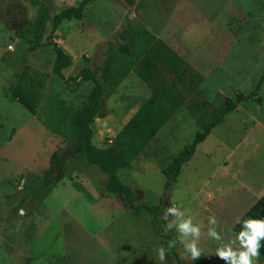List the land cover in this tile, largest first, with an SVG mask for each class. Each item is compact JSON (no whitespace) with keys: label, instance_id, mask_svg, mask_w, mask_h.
<instances>
[{"label":"rangeland","instance_id":"obj_1","mask_svg":"<svg viewBox=\"0 0 264 264\" xmlns=\"http://www.w3.org/2000/svg\"><path fill=\"white\" fill-rule=\"evenodd\" d=\"M33 1L0 0V264H225L215 255L219 243L207 236L209 218L217 219L223 242H230L237 218L264 194V85L262 104L245 102L228 114L165 192L167 169L227 99L255 90L264 73V0H100L88 5L83 20L56 30L53 18L82 0H41L50 21L44 46L32 50L27 23L40 14ZM128 24L149 30L201 78L171 121L119 174L140 203L161 205L156 216L146 207L136 214L119 194L109 193L107 177L83 153L66 160L54 184L57 160L72 153L73 114L94 88L92 81H78L85 67L104 87V117L93 124L97 147L112 145L153 94L134 71L119 86L101 77L109 45ZM54 44L72 58L63 77L53 71ZM17 87L34 90L36 116L13 98ZM173 204L201 227L202 256L196 261L181 259L182 245L169 248L176 231L165 233L172 218L163 213ZM160 247L167 250L164 262Z\"/></svg>","mask_w":264,"mask_h":264},{"label":"trees","instance_id":"obj_2","mask_svg":"<svg viewBox=\"0 0 264 264\" xmlns=\"http://www.w3.org/2000/svg\"><path fill=\"white\" fill-rule=\"evenodd\" d=\"M96 1L100 0H82L78 6L67 8L57 14L53 18L54 29H58L65 22L83 20L88 5ZM125 1L130 5L135 4V0ZM33 5L40 7V14L35 22L33 24L27 23L29 32L34 36L35 43L32 45V50H35L44 46L42 40L45 36L46 26L50 21V12L41 0H34ZM54 49L56 59L53 71L59 77H63V70L72 66V58L55 44ZM138 63H142L140 68L137 67ZM161 67L173 75L171 80L166 78L161 71ZM132 71L153 91V94L126 123L123 129L117 133L113 144L106 148L97 147L93 143L95 136L93 124L97 118L104 117L102 103L104 87L95 72L89 67H85L79 73L78 78L84 81H92L94 88L86 103L73 114L71 131L69 132L70 138L74 141L70 146L72 153L57 160L58 177L54 184L63 175L66 169V160L78 153H83L85 161L90 166L99 169L107 177L105 188L109 193L119 194L125 205L136 214L146 207L156 216L161 205L147 207L145 204L140 203V198L129 185L121 180L119 174L129 168L131 163L171 121L185 102L187 93L199 83L201 78L198 74L184 68L176 55L161 47L156 36L149 30L128 24L119 33L118 39L109 45L101 69V77L112 82L115 86H119ZM263 85L264 73L253 92L248 95L240 93L235 99L226 100L225 106L218 117L208 123L202 132L197 133L193 142L180 152L168 167L169 178L165 184V192L173 187L183 165L191 160L197 147L210 136L213 129L225 121L228 114L237 110L245 102L262 104L263 98L259 96V91ZM27 89L30 93H22L21 88L17 87L12 95L19 104L36 116L39 102L34 92H31L34 90ZM46 185L50 186V181H47ZM248 218H264V195L246 212L241 220ZM241 227L242 225L237 223L234 232L239 233ZM261 243L264 244V241ZM259 259L264 262V248L260 250Z\"/></svg>","mask_w":264,"mask_h":264},{"label":"clouds","instance_id":"obj_3","mask_svg":"<svg viewBox=\"0 0 264 264\" xmlns=\"http://www.w3.org/2000/svg\"><path fill=\"white\" fill-rule=\"evenodd\" d=\"M11 48V45H9ZM163 215L172 219L165 226V233L170 229H175L176 238L169 242V248H175L177 244L183 246L185 255L181 259L196 261L201 258L202 251L199 242L202 236L201 227L194 224L191 216L185 217V213L180 211L174 204L166 207ZM217 219L213 216L209 218L207 236L219 243L215 255L225 261V264H256L260 257V250L264 248V218H248L241 220L237 218L236 223L242 225L239 233L230 242L224 243L223 237L217 231ZM159 261L167 259V250L164 247L157 249Z\"/></svg>","mask_w":264,"mask_h":264},{"label":"crops","instance_id":"obj_4","mask_svg":"<svg viewBox=\"0 0 264 264\" xmlns=\"http://www.w3.org/2000/svg\"><path fill=\"white\" fill-rule=\"evenodd\" d=\"M73 60H74V59H73ZM74 61H75V60H74ZM78 81H81V79H78ZM18 103H19V102H18ZM263 195H264V194H263ZM263 195H262V196H263Z\"/></svg>","mask_w":264,"mask_h":264}]
</instances>
